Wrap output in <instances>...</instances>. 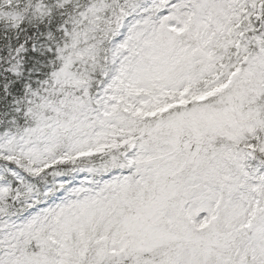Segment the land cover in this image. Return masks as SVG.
Masks as SVG:
<instances>
[{"label": "snow or ice", "instance_id": "6c2138e0", "mask_svg": "<svg viewBox=\"0 0 264 264\" xmlns=\"http://www.w3.org/2000/svg\"><path fill=\"white\" fill-rule=\"evenodd\" d=\"M0 264H264V0H0Z\"/></svg>", "mask_w": 264, "mask_h": 264}]
</instances>
